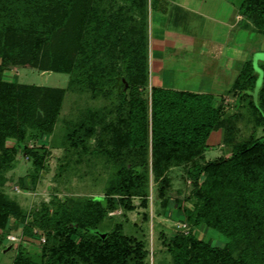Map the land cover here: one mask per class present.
Returning <instances> with one entry per match:
<instances>
[{
  "label": "rangeland",
  "instance_id": "obj_1",
  "mask_svg": "<svg viewBox=\"0 0 264 264\" xmlns=\"http://www.w3.org/2000/svg\"><path fill=\"white\" fill-rule=\"evenodd\" d=\"M11 1L0 0V82L5 86H43L52 96L50 98L57 102L58 108L52 128L26 129L24 141L0 169V193L18 204L25 215L24 219L13 215L0 225V264H16L20 257H28L40 264L43 261L48 263L44 248L59 239L53 227L43 221L44 218L57 217L68 218L69 225L82 219L91 224V230L102 239L109 232L117 231L129 237L133 245L139 243L145 253L142 257L129 258L127 264H172L169 240L176 233H187L192 227L180 207V201L183 200L184 205L190 208L197 201L192 193L193 180L189 174L197 160L171 165L167 174L172 178V187L170 191H162L161 179L156 178L150 169L151 138L148 135L149 168L145 193L131 197L133 209L119 204V194L107 195L110 182L120 167L117 158L107 149L113 148L114 129L123 127L125 130L128 127L127 121L130 122L131 110L137 102L128 81L129 64L132 57L139 58L137 49L144 53L140 39L143 36L146 37L147 83L137 87L135 92L148 99L150 108L152 70L149 66L152 55L148 45L153 25L165 21L164 14L155 10L158 0H145L143 8L125 0H93V6L101 17L93 16L88 23L87 55L84 57L79 47L74 57L67 50L64 57L56 59L54 67L46 69L14 60L12 41L18 38L20 42V39L13 30L8 33L4 27L5 23L15 22L18 17L11 9ZM42 1L28 0L27 15L19 12L24 21L34 23L38 33H44L46 26L41 18L44 12H39L41 5L50 6L48 2L42 4ZM251 38L252 46L264 51V36L257 34ZM262 63V60H253L254 69L261 68ZM261 84L262 80L258 79L255 97ZM234 98L227 95L223 104L226 114L244 113L238 123L237 140L263 135L264 125L254 121L247 104H243L240 110L235 107ZM223 133V129H218L212 134L211 142L214 143L212 149L205 152L207 159L230 154L223 141ZM5 144L12 148L18 143L9 136ZM127 151L130 155L125 156V162L129 166L138 153ZM108 198L115 200L114 205ZM93 200L100 201L104 209L99 218L91 214L87 216L88 213L84 212L90 209ZM92 221H95V226ZM195 233L219 245L228 240L205 224L197 226ZM72 238L78 242L81 235H72ZM91 263L95 262L89 259L83 264Z\"/></svg>",
  "mask_w": 264,
  "mask_h": 264
},
{
  "label": "trees",
  "instance_id": "obj_2",
  "mask_svg": "<svg viewBox=\"0 0 264 264\" xmlns=\"http://www.w3.org/2000/svg\"><path fill=\"white\" fill-rule=\"evenodd\" d=\"M125 1L141 8L145 5V0ZM27 2L12 0L11 9L18 17L15 22L4 24L8 33L13 30L20 39V42L18 38L12 41L14 60L46 69L54 67L56 59L65 55L67 50L74 57L79 47L84 57L87 55L88 23L93 16L101 17L93 6V0L42 1V4L48 2L50 5H41L39 10L44 12L41 17L46 24L44 33H38L33 22L24 21L19 16V12L27 15ZM239 9L253 20L258 33L264 35V0H242ZM145 38H140L144 53L136 51L138 63L135 65L136 58L132 57L129 64L128 81L137 102L131 110L130 122L127 121L128 127L125 130L123 127L114 129L113 148L107 149L120 163L107 195L119 194V204L133 209L131 197L145 193L149 168L146 150L150 135V169L156 178L161 179L162 191H170L172 187V178L167 174L171 165L197 160L189 171L193 180L192 193L197 201L191 208L180 201V207L192 227L187 233H176L169 240L172 264H264V134L237 140L238 123L244 113L226 114L223 101L214 104L210 93L151 86L148 109V99L135 92L137 87L147 83ZM261 69L262 84L256 97L254 90L259 73L254 69L251 58L243 64L230 89L238 95L235 107L239 109L247 104L258 125H264V61ZM50 97L43 86H5L0 82V169L24 141L26 129L52 128L58 104ZM220 128L230 154L207 159L208 138ZM9 136L17 140L15 147L6 146ZM127 150L138 153L129 166L125 162V156L130 155ZM108 200L114 205L115 200ZM90 205V209L84 211L87 216L101 217L104 209L100 201L93 200ZM13 215L25 218L18 204L0 193V225ZM68 221L66 217L44 218L43 222L53 227L59 240L44 248L49 262L41 264H83L89 259L96 264H127L129 258L142 257L145 253L139 243L133 245L129 237L117 231L109 232L102 239L84 220L73 221L71 225ZM92 224L95 226V221ZM201 224L225 235L227 242L219 245L196 235L195 228ZM78 234L81 239L77 242L72 235ZM16 264L40 263L20 257Z\"/></svg>",
  "mask_w": 264,
  "mask_h": 264
},
{
  "label": "crops",
  "instance_id": "obj_3",
  "mask_svg": "<svg viewBox=\"0 0 264 264\" xmlns=\"http://www.w3.org/2000/svg\"><path fill=\"white\" fill-rule=\"evenodd\" d=\"M241 3L242 0L156 1L155 10L164 14L165 21L153 25L149 40L152 86L210 93L214 104L232 95L235 103L238 95L230 92L231 87L243 64L250 58L253 62L254 53L262 50L252 46L251 35L259 34L258 29L251 18L241 13ZM217 131L210 134L207 150L212 149V134Z\"/></svg>",
  "mask_w": 264,
  "mask_h": 264
},
{
  "label": "water",
  "instance_id": "obj_4",
  "mask_svg": "<svg viewBox=\"0 0 264 264\" xmlns=\"http://www.w3.org/2000/svg\"><path fill=\"white\" fill-rule=\"evenodd\" d=\"M253 60L257 62V60H262L264 61V51H257L254 53L253 56ZM256 71H258L259 73V77L258 79L262 80V76H263V71L261 68H259L258 70L256 69Z\"/></svg>",
  "mask_w": 264,
  "mask_h": 264
}]
</instances>
